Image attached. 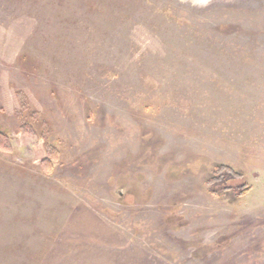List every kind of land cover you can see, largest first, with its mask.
<instances>
[{
	"label": "rangeland",
	"instance_id": "obj_1",
	"mask_svg": "<svg viewBox=\"0 0 264 264\" xmlns=\"http://www.w3.org/2000/svg\"><path fill=\"white\" fill-rule=\"evenodd\" d=\"M0 131V264H264V0H0Z\"/></svg>",
	"mask_w": 264,
	"mask_h": 264
},
{
	"label": "trees",
	"instance_id": "obj_2",
	"mask_svg": "<svg viewBox=\"0 0 264 264\" xmlns=\"http://www.w3.org/2000/svg\"><path fill=\"white\" fill-rule=\"evenodd\" d=\"M31 134H35L33 133L32 131H30ZM10 145L8 143V140H7V136L5 133H3L2 131H0V150H9L10 148ZM36 154H40V153H43L45 154V157L42 158V160H46V165L48 166H52L53 165V162L55 160V152H53L52 148H47L44 147V148H41V147H38L36 149ZM54 155V156H53ZM53 157V158H52ZM219 169H220V172H219V176H218V180H224L226 179L228 176L227 174L231 172V169L228 168V167H225V166H219Z\"/></svg>",
	"mask_w": 264,
	"mask_h": 264
}]
</instances>
